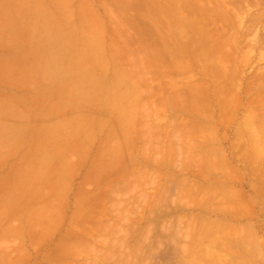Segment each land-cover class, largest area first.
<instances>
[{
    "label": "rangeland",
    "instance_id": "1",
    "mask_svg": "<svg viewBox=\"0 0 264 264\" xmlns=\"http://www.w3.org/2000/svg\"><path fill=\"white\" fill-rule=\"evenodd\" d=\"M168 1L35 0L0 42V264H264V0Z\"/></svg>",
    "mask_w": 264,
    "mask_h": 264
},
{
    "label": "crops",
    "instance_id": "2",
    "mask_svg": "<svg viewBox=\"0 0 264 264\" xmlns=\"http://www.w3.org/2000/svg\"><path fill=\"white\" fill-rule=\"evenodd\" d=\"M35 0H0V42L1 41H13L14 43H18V48L20 49L21 42H28L31 41L28 36H30V31L27 27V25H22L21 23V10L22 8L24 9H29L31 7V4L34 3ZM8 11V12H6ZM9 18L12 19V23H6L5 19ZM26 33V34H24ZM17 37V38H16ZM22 37V38H21ZM28 37V38H27ZM15 38L16 40H14ZM28 40V41H27ZM27 55V54H26ZM26 55H21L20 52H14V57L16 59V64L12 67V73L13 74H25V73H32L34 70V66H32V57L31 54L29 53L28 56ZM23 57V59H22ZM26 58V59H25ZM32 69V70H31ZM35 72V71H34ZM16 78V77H14ZM36 131H31L28 133L26 137L31 138L36 136ZM29 146L26 148L27 150L24 151L22 156L19 159V162L17 163L19 168L24 166L23 164H31V162L35 161V151H36V146L31 145L30 140L28 141ZM17 162V161H15ZM3 164V161L0 160V167ZM30 166V165H28ZM8 191H12L10 188ZM5 190H4V184H0V202L4 199ZM5 200V199H4ZM2 201L0 205H3V210L2 213L0 212V218L2 220L0 221V227L2 228L0 232H4L3 227L5 224V217H13L14 216V211L21 210V201H17L18 203L12 206L10 212H5L6 210V201ZM5 202V203H4ZM2 205L0 206V209H2Z\"/></svg>",
    "mask_w": 264,
    "mask_h": 264
},
{
    "label": "bare ground",
    "instance_id": "3",
    "mask_svg": "<svg viewBox=\"0 0 264 264\" xmlns=\"http://www.w3.org/2000/svg\"><path fill=\"white\" fill-rule=\"evenodd\" d=\"M171 1H173V0H171ZM174 1H175V0H174ZM174 1H173V3H174ZM176 1H178V0H176ZM182 1H183V2H182ZM182 1L179 0L178 2H181L182 5L185 7V9H186V8L188 9L187 12L189 11V14H193L194 17L197 16V17H200V19H201V18L204 19V20H203V21H204V23H203L204 25H205L206 23H208L207 20H209V19L212 20V19H211V16H212L213 13L210 14V11H209V12L207 11L208 8L206 9V8L203 7V5H202L203 2H202L201 0H182ZM207 1H208V0H206V2H207ZM168 2H169V1L167 0L166 3L168 4ZM178 2H177L176 5L179 7ZM206 2H205V3H206ZM208 2H209V1H208ZM171 3H172V2H171ZM171 3H170V4H171ZM175 3H176V2H175ZM201 3H202V4H201ZM205 3H204V4H205ZM176 5H175V6H176ZM201 5H202V6H201ZM205 5H207V4H205ZM205 5H204V6H205ZM173 6H174V5H173ZM180 6H181V5H180ZM207 6H208V5H207ZM207 6H206V7H207ZM171 7H172V6H171ZM166 8H168V7H166ZM174 8H175V7H174ZM179 9H180V7H179ZM177 10H178V9H177ZM180 10H183V9H180ZM165 11H169V10H165ZM165 11H164V12H165ZM179 12H180V11H179ZM171 13H172V12H171ZM176 13H177V11H176ZM164 14H165V13H164ZM172 14H174V13H172ZM179 14H180V13H179ZM184 14L186 15V13H184ZM187 14H188V13H187ZM206 14H207L208 16H209V14H210L209 19H208V16H207ZM185 15H183V16H185ZM161 16H163V13H162ZM165 16H166V15H165ZM175 16H176V15H175ZM175 16H174V17H175ZM183 16L181 15V17H183ZM187 16H188V15H187ZM176 17H177V16H176ZM176 17H175V18H176ZM178 17H179V16H178ZM190 17H191V15H190ZM197 17H196V20L199 21V22H197V23H200V21H201V23H202V20H200L199 18H198V19H199V20H198ZM164 18H165V17H164ZM175 18H174V20H175ZM184 18H185V17H184ZM187 18H188V17H187ZM176 19H177V18H176ZM179 19H180V18H179ZM189 19H190V18H189ZM213 19H214V18H213ZM182 20H183V18H182ZM191 20H192V19H191ZM214 20H215V19H214ZM214 20H212V21H214ZM175 21H176V20H175ZM175 21H174V22H175ZM185 21H186V20H185ZM185 21H184V22H185ZM193 21H195V20L193 19ZM206 21H207V22H206ZM176 22H180V23H181V21H180V20L178 21V19H177ZM182 22H183V21H182ZM184 22H183V25L185 26L186 23H188V22L186 21L185 24H184ZM176 24H177V23H176ZM30 25H31V24H30ZM41 25H42V27H43V24H41ZM174 25H175V24H174ZM187 25H188V24H187ZM33 26H34V23H33ZM36 26H38V25L36 24ZM197 26H198V24H197ZM200 26H202V25H200ZM215 26H216V25H215ZM34 27H35V26H34ZM206 27H207V25H206ZM216 27H217V26H216ZM216 27L213 28L214 31H213V29H211V28H208V27H207V28H208V30H209V29L211 30V31L209 30L210 33H211V32L216 33ZM31 28L34 29L33 27H31ZM36 28L38 29V27H36ZM36 28H35V29H36ZM39 28H40V27H39ZM44 28H46V27H44ZM44 28H43V29H44ZM182 28H183V27H182ZM200 28H201V27H199L198 29H200ZM207 28H206V29H207ZM188 29H189V27H188ZM206 29H205V30H206ZM186 30H187V29H186ZM217 30H218V29H217ZM32 31H33V30H32ZM32 31H31V32H32ZM37 31H38V30H36V33H38ZM142 31H143V30H142ZM200 31H201V29H200ZM203 31H204V30H203ZM34 32H35V30H34ZM136 33H137V32H136ZM201 33H203V32H201ZM201 33H200V34H201ZM214 33H213V34H214ZM24 34H26V33H24ZM142 34H143V33H142ZM198 34H199V32H198ZM208 34H209V33H208ZM38 35H39V34H37V36H38ZM205 35H206V33H205ZM39 36H40V35H39ZM39 36H38V39L40 38ZM142 36H143V35H142ZM201 36H202V35H201ZM208 36H209V35H208ZM41 37H42V36H41ZM143 37H144V36H143ZM143 37H142V38H143ZM16 38H17V37H16ZM21 38H22V37H21ZM27 38H28V37H27ZM206 38H208V37H206ZM13 39L16 40L15 38H13ZM139 39H140V38H139ZM30 40H31V39H30ZM40 40H42V39H40ZM141 40H142V39H141ZM27 41H28V40H27ZM42 42H43V41H42ZM39 43H40V42H39V40H38V41H37V44H39ZM32 44H33V43H32ZM32 44L30 43L31 46H32ZM39 45H40V44H39ZM41 45H42V44H41ZM33 46H34V45H33ZM36 47H37V45H36ZM39 47H40V46H38L36 49L38 50ZM41 47L44 48L45 45H43V46H41ZM31 48L33 49V47H31ZM42 48H41L42 51H43V50H46V49H42ZM206 48H207V47H205V48H203V49L205 50ZM208 49L210 50V48H208ZM208 49H207L206 51H208ZM47 51H48V50H47ZM207 53H208V52H207ZM207 53H205V55H206ZM209 55H210V53H209ZM209 55H207V56L210 58L211 56H209ZM209 58H208V59H209ZM206 59H207V57H206ZM217 61H218V60H217ZM220 63H221V62H220ZM31 70H32V69H31ZM33 70L35 71V69H33ZM226 70H227V69H226ZM34 71H33V73H34ZM36 71H37V69H36ZM227 71H228V70H227ZM226 79H227V77H226ZM75 92H77V91H75ZM75 92H74L73 95H75V94L77 95V94H78V93H75ZM22 96H23V95H22ZM26 97H27V96H26ZM72 98H73V96H72ZM23 99H24V97H23ZM70 99H71V97H70ZM75 99H76V98H75ZM29 100H31V99H29ZM33 100H34V99H32V101H33ZM71 100H72V102H73V99H71ZM28 102H30V101H28ZM68 103H70V102H68ZM27 112H28V111H27ZM27 112H26V113H27ZM29 113L31 114V112H29ZM253 114H254V113H252V115H253ZM27 115L29 116L28 113H27ZM33 115H35V114H33ZM45 115H46V114H45ZM28 116H26V117H27L26 119H28ZM29 117H30V116H29ZM41 117H42V116H41ZM43 117H44V115H43ZM14 118H15V117H14ZM22 118H24V117H22ZM22 118H21V119H22ZM11 119H12V118H11ZM24 119H25V118H24ZM29 119H30V118H29ZM9 121H10V120H9ZM20 121H21V120H20ZM25 122H26V121H25ZM0 123H1V126H4V123H3V125H2V122H0ZM30 124H31V123H30ZM30 124H28V127H29ZM65 124L67 125V123H65ZM68 124H69V122H68ZM44 125H45V123H44ZM1 126H0V127H1ZM33 126H34V125H33ZM4 127H5V126H4ZM1 128H2V127H1ZM1 128H0V129H1ZM30 128H31V127H30ZM30 128H28V129H30ZM53 128H54V127H52V130H53ZM67 128H69V125H68ZM67 128H66V129H67ZM4 129H5V128H4ZM55 129H56V128H55ZM41 130H42V129H41ZM6 131H7V130H6ZM15 131H16V130H15ZM54 131H55V130H53V132H54ZM68 131H69V129H68ZM44 132H45V131H44ZM55 132H59V130L57 129V131H55ZM0 133H1L0 136L3 137L4 134L2 133V131H1ZM8 133L10 134V132H8ZM14 133H15V132H14ZM41 133H42V131H41ZM49 133L51 134L52 132L50 131ZM49 133H47V134H49ZM61 133H62V132L60 131L59 134H61ZM2 134H3V135H2ZM12 134H13V131H12ZM23 134H24V133H23ZM44 134H45V133H44ZM53 134H54V133H53ZM55 134H56V133H55ZM55 134H54V137L52 136V138H51L52 140H53V138H55V136H56ZM57 134H58V133H57ZM10 135H11V134H10ZM14 135H15V134H14ZM16 135L18 136L19 133L17 132ZM16 135H15V136H16ZM20 135H21V133H20ZM20 135H19V136H20ZM51 135H52V134H51ZM51 135H50V136H51ZM5 136H6V133H5ZM21 136H22V135H21ZM23 136H24V135H23ZM23 136H22V138H23ZM26 136H27V135H26ZM26 136H24V137H26ZM45 136H48V135L45 134L44 137H43L44 139L46 138ZM50 136H48V137L50 138ZM2 137L0 138V140L2 139ZM6 137H7V136H6ZM10 137H11V136H10ZM10 137H9V138H10ZM48 137H47V138H48ZM56 137H57V136H56ZM59 137H60V135H59ZM59 137H57V138H59ZM9 138H5V139H9ZM11 138H14V136L11 137ZM15 138H16V137H15ZM17 138H18V137H17ZM5 139H3V140H5ZM44 139H43V140H44ZM3 140H2V142H3ZM10 140H12V139H9V141H10ZM52 140H50V141H52ZM6 141H8V140H6ZM9 141H8L7 143H9ZM47 141H49V140H47ZM0 142H1V141H0ZM4 142H5V141H4ZM13 143H14V142H13ZM13 143H12V144H13ZM44 143H46V142H44ZM44 143H42V145H43ZM53 143H54V142H53ZM2 144H3V143H2ZM9 144H10V143H9ZM50 144L52 145V142H51ZM50 144H48V145H50ZM10 145H11V144H10ZM10 145H9V147H10ZM51 145H50V146H51ZM6 146H8V144H6ZM44 146H45V145H44ZM52 146H53V145H52ZM7 148H8V147H7ZM7 148H6V151H7V150L10 151L11 148H10V149H7ZM38 149H39V147H38ZM50 149L52 150L53 148H50ZM6 151H5V152H6ZM9 151H8V152H9ZM39 151H40V150H39ZM52 151H53V150H52ZM0 152H1V151H0ZM10 152H11V151H10ZM44 152H45V151H44ZM46 152L48 153V148H46ZM1 153H2V152H1ZM3 153H4V151H3ZM49 153H51V151H50ZM6 154H7V152H6ZM0 155L3 157L5 154H4V155L0 154ZM41 155H42V152H41ZM1 156H0V157H1ZM36 156H37V155H35L34 157H36ZM43 156H44V155H43ZM3 158H4V157H3ZM3 158H2V160H3ZM43 161H44V160H43ZM28 164H29V163H28ZM27 167H28V166H27ZM32 168H33V167H32ZM32 168H31V169H32ZM34 168H35V166H34ZM28 169L30 170L29 167H28ZM36 170H37V169H35V171H36ZM33 171H34V169H33ZM41 175H42V172H41ZM33 176L35 177V173H33ZM36 176H37V175H36ZM39 176H40V175H39ZM42 176H44V175H42ZM42 176H41V178H42ZM27 177H28V176H27ZM34 177H33V178H34ZM14 178H15V176H14ZM20 178H21V177H20ZM43 178H44V177H43ZM18 179H19V178H18ZM21 179H22V178H21ZM27 179H28V178H27ZM35 179H36V178H35ZM35 179H33V180H35ZM29 180H30V179H28V182H29ZM17 181H18V180H17ZM20 181H21V180H20ZM20 181H18V182H20ZM24 181H26V180H24ZM35 181H36V180H35ZM21 182H23V181H21ZM30 182H31V180H30ZM23 183H24V185H25V182H23ZM37 183H38V182H37ZM39 183H40V182H39ZM30 184H31V183H30ZM30 184L27 185V188L25 187L26 185H25L23 188H24V189L26 188L25 190L27 191L28 187L31 186ZM22 185H23V184H22ZM22 185H21V186H22ZM35 185H36V184H35ZM41 185H42V184H40V187H41ZM12 186H14V185H12ZM15 186H16V184H15ZM17 186H18V185H17ZM17 186H16V187H17ZM19 186H20V184H19ZM38 186H39V185H38ZM32 187H34V185L31 186L30 188L32 189ZM36 187H37V186H36ZM36 187H35V188H36ZM18 188H19V187H18ZM20 188H21V187H20ZM23 188H22L21 190H24ZM41 188H42V187H41ZM33 189H34V188H33ZM38 189H39V188H38ZM42 189H43V188H42ZM13 190L16 192V188H15V187H14ZM18 190H20V189H18ZM18 190H17V191H18ZM35 190H37V188H36ZM26 191H23V192H26ZM41 191H42V190H41ZM43 191H44V190H43ZM11 192H12V193H11ZM15 192H14V193H15ZM31 192H32V191H31ZM31 192H30V194H31ZM37 192H38V190H37ZM5 193H6V192H5ZM8 193H10V195H11V194L13 195V191H8ZM8 193H7V194H8ZM21 193H22V191L20 192V194H21ZM26 193H29V192H26ZM33 193H34V192H33ZM38 193H39V192H38ZM7 194H6V195H7ZM20 194L17 193V195H20ZM4 195H5V194H4ZM8 195H9V194H8ZM10 195H9V196H10ZM17 195L14 194L15 197H16ZM23 195H24V193H23ZM32 195H33V194H32ZM25 196H26V195H25ZM17 197H18V196H17ZM17 197H16V199H15L16 201H17L18 199L22 198V197H20V198H19V197L17 198ZM6 198H7V197H6ZM6 198H5V196H4V199H5V200H4V199H3V200L6 201ZM3 200H2V201H3ZM7 200H8V198H7ZM9 200L11 201V199H9ZM9 200H8V201H9ZM15 200H13V201L16 202ZM2 201H1L0 203H2ZM10 201H9V202H10ZM13 201H11V202H13ZM18 201H20V200H18ZM11 202H10V203H11ZM4 203H5V202H4ZM1 205H2V204H1ZM1 205H0V206H1ZM3 209H4V208H3V205H2V209H0V212H1V214L4 216V214H3L2 211H1V210H3ZM6 209H7V208H6ZM6 211H7V210H6ZM6 211H5V212H6ZM2 215H0V216H2ZM3 216H2V217H3ZM1 220H2V218H0V221H1ZM39 220H40V218H39ZM42 221L44 222V219H43ZM42 221H41V223H42ZM17 232H19V230H18ZM212 237H213V236H212ZM210 238H211V237H210ZM210 238H209V239H210ZM213 238L216 239L215 236H214ZM213 238H212V239H213ZM215 239H214V241L217 242V240H215ZM240 239H241V238H240ZM241 240H242V239H241ZM241 240H240V243H241ZM233 242H234V241H233ZM209 243H211V242H209ZM212 243H213V242H212ZM228 244H229V243H228ZM226 248H227V247H226ZM227 250H228V248H227ZM229 252H231L230 249H229ZM229 252H228V253H229ZM232 253H233V252H232ZM233 254H234V253H233ZM227 255H228V254H227ZM234 256H235V255H234ZM204 257H205V255H203V258H204ZM229 257H230V256H229ZM204 259H205V258H204ZM229 260H230V258H229ZM224 263H225V262H224ZM227 263H228V259H227Z\"/></svg>",
    "mask_w": 264,
    "mask_h": 264
}]
</instances>
